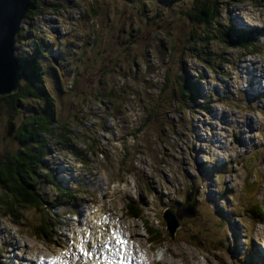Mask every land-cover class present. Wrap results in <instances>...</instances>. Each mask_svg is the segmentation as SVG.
I'll return each instance as SVG.
<instances>
[{
  "label": "rangeland",
  "instance_id": "rangeland-1",
  "mask_svg": "<svg viewBox=\"0 0 264 264\" xmlns=\"http://www.w3.org/2000/svg\"><path fill=\"white\" fill-rule=\"evenodd\" d=\"M38 2L41 13L24 19L15 55L36 51L34 39L40 43L43 90L59 129L73 139L50 142L47 172H40L45 205L0 216V264H31L39 255L64 253L63 244L72 264H82L77 247L86 252L87 244L107 236L99 229L100 209L130 236L142 264H264V220L257 221L251 209L259 204L264 216V184L250 198L243 190L249 169L264 178V0L214 1L219 8L207 32L250 30L258 35L257 54L243 59L241 50L221 39L204 49L208 62L204 52L192 50L193 42L185 43L191 27L199 38L204 33L185 12L206 0ZM179 75L194 84L200 99L176 94ZM35 107L43 108L40 98L25 99L11 121L17 127ZM7 109L0 101V160L19 148L7 134ZM46 177L74 189L77 201L59 205ZM191 185L199 188L197 216L174 242L150 243L142 220L125 213L127 202L136 203L142 219L164 237L162 210L182 201ZM42 218L54 228L47 237L32 236ZM192 234L201 247L188 241Z\"/></svg>",
  "mask_w": 264,
  "mask_h": 264
},
{
  "label": "trees",
  "instance_id": "trees-1",
  "mask_svg": "<svg viewBox=\"0 0 264 264\" xmlns=\"http://www.w3.org/2000/svg\"><path fill=\"white\" fill-rule=\"evenodd\" d=\"M214 1L215 0H206V2L196 7L193 4L190 12H185V16L190 19V22L201 24L203 27L202 30L204 31V33L201 34V38H199L194 28L191 27L187 33L185 43L193 42L191 48L199 55L204 52L203 54H205V57L203 60H205V62L211 60V56L210 53H207L204 49L208 47V44H213L215 41L219 42L221 39L227 41L226 43L221 40L227 46L241 50L243 54L250 53V49L254 47V37H251L247 33H243L239 30L233 31L230 29L227 31L223 29L224 35L219 36L220 30L217 28H214V31L207 32L219 8V5ZM225 1L235 2L237 0ZM53 8L60 10L57 5H54ZM40 13L41 8L39 2L37 0H29V7L25 19ZM92 15H95L94 11H92ZM21 32L22 28L16 36V41H21L23 39ZM126 39L128 38L124 40L126 41ZM198 43L202 46H198ZM30 44L36 47V51L25 53L28 54L27 56L18 57L21 75L18 90L8 95H0V101L4 102L5 106L9 108V111L7 109V121L16 118L18 107L21 106L27 98H40L43 102V108L35 107L32 115L21 121L17 127L15 126L16 129L13 132V136L19 144V148L0 160V210L5 209L3 213L0 212L1 217L16 215L17 207L39 209V207L45 205V201H43L44 198L41 195L40 183L42 181L40 179V172H47L43 161L44 158L49 155L50 142H54V138L56 137L61 143L69 144L72 142L71 139H73V135L70 134V132L67 130L61 132L59 129L61 125L58 121H55V115L51 111L52 103L50 102V95L46 94L44 91V84L42 82L44 70L40 69V63L38 61V53L41 51L40 43L34 39L33 43ZM51 47L53 48L52 45ZM79 57H81V53ZM173 83H176L174 89L177 91H175L176 94L180 95L182 99L186 96V101L194 102L197 89L193 87L194 84L188 78L179 75L177 80L176 78L174 79ZM56 124L58 128L54 129L53 127ZM42 136L48 138L41 139ZM73 154L78 155L75 151H73ZM45 181L51 185V188L58 191L57 195L59 199L57 203L59 205L64 206L72 200L77 201V192L75 190L60 187L59 184L53 182V179L50 177H46ZM128 207L134 209L132 213L133 216L140 218L141 209L136 203H130ZM13 223L16 222L13 221ZM50 226L52 225L47 224L46 220L43 218L36 220V227L32 236L41 238L44 237L43 234L45 233L47 237V230L50 229ZM52 228H54V226H52ZM145 228L149 234L150 240L157 243H161L164 240L162 232L159 229L154 228L148 223H145Z\"/></svg>",
  "mask_w": 264,
  "mask_h": 264
},
{
  "label": "water",
  "instance_id": "water-1",
  "mask_svg": "<svg viewBox=\"0 0 264 264\" xmlns=\"http://www.w3.org/2000/svg\"><path fill=\"white\" fill-rule=\"evenodd\" d=\"M29 0H0V95H8L18 90L20 63L15 55L16 36L19 33L25 15L28 11ZM52 61L58 65L55 57ZM15 130L13 121L7 123V134L11 136ZM249 194L254 190L246 187ZM196 190L185 195V203L179 207L167 208L162 213L165 229L171 240L174 233L183 222L184 217H194L196 212ZM197 241V238H192Z\"/></svg>",
  "mask_w": 264,
  "mask_h": 264
},
{
  "label": "bare ground",
  "instance_id": "bare-ground-1",
  "mask_svg": "<svg viewBox=\"0 0 264 264\" xmlns=\"http://www.w3.org/2000/svg\"><path fill=\"white\" fill-rule=\"evenodd\" d=\"M224 151V150H223ZM94 228V227H93ZM257 235H260V234H257ZM259 237V239H260V237H262L261 235L260 236H258ZM96 241L98 242L99 241V239H96V238H93L92 239V242H95L96 243ZM137 249V248H136ZM138 252H139V250H138ZM137 252V253H138ZM146 262V261H145ZM147 263H149V262H147ZM145 264V263H144Z\"/></svg>",
  "mask_w": 264,
  "mask_h": 264
},
{
  "label": "snow or ice",
  "instance_id": "snow-or-ice-1",
  "mask_svg": "<svg viewBox=\"0 0 264 264\" xmlns=\"http://www.w3.org/2000/svg\"><path fill=\"white\" fill-rule=\"evenodd\" d=\"M118 243H124V241L118 240ZM53 264H55V262H53Z\"/></svg>",
  "mask_w": 264,
  "mask_h": 264
},
{
  "label": "flooded vegetation",
  "instance_id": "flooded-vegetation-1",
  "mask_svg": "<svg viewBox=\"0 0 264 264\" xmlns=\"http://www.w3.org/2000/svg\"><path fill=\"white\" fill-rule=\"evenodd\" d=\"M38 1V0H37ZM40 2H41V0H40ZM59 61V60H58Z\"/></svg>",
  "mask_w": 264,
  "mask_h": 264
}]
</instances>
